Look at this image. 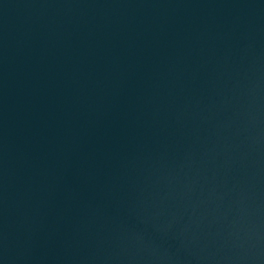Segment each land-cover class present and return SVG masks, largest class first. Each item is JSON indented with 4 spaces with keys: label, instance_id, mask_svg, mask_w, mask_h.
I'll return each mask as SVG.
<instances>
[{
    "label": "water",
    "instance_id": "obj_1",
    "mask_svg": "<svg viewBox=\"0 0 264 264\" xmlns=\"http://www.w3.org/2000/svg\"><path fill=\"white\" fill-rule=\"evenodd\" d=\"M0 264H264V0H0Z\"/></svg>",
    "mask_w": 264,
    "mask_h": 264
}]
</instances>
